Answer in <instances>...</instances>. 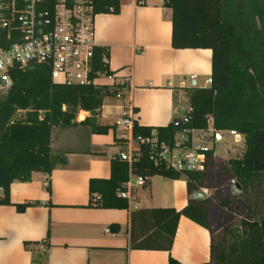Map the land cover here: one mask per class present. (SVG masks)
<instances>
[{"label": "trees", "instance_id": "trees-1", "mask_svg": "<svg viewBox=\"0 0 264 264\" xmlns=\"http://www.w3.org/2000/svg\"><path fill=\"white\" fill-rule=\"evenodd\" d=\"M94 6L98 15L118 14L121 3L94 0ZM168 8L172 10L174 49L212 51V84L187 90L193 113L183 127L206 129L212 117L217 131H235L244 138L245 147L240 158L230 159L222 167L228 179L215 190L210 188L214 190L210 200L202 190L215 170L212 155L203 171L178 173L154 168L148 149L142 147L144 158L134 164L133 171L148 178L185 179L189 203L181 211H132L130 248L166 251L170 253L169 264H181L171 251L180 219L186 217L209 230V222H214L211 260L206 264H264V0H172ZM104 56L108 57L107 50L98 48L95 71L111 76L109 65L102 63ZM12 79L10 90L0 95V187L4 189L0 206L13 205L10 189L14 182L27 183L34 173L50 175L67 165L64 155L52 153L54 128L86 126L100 135L115 129L98 124V118L104 100L119 92L107 85L54 84L50 68L42 65L16 69ZM40 111L45 112L42 120ZM80 111L90 113V117L79 124ZM177 121L165 127L135 123L133 135L136 139L156 136L173 145L182 128L175 127ZM128 178V163L113 159L110 179L90 181V206L127 210V200L118 193ZM46 189L51 193L49 181ZM204 200L214 209L203 208L200 204ZM29 206L17 208L24 211ZM228 215L231 217L225 220ZM111 228L115 233L121 230L117 224Z\"/></svg>", "mask_w": 264, "mask_h": 264}, {"label": "crops", "instance_id": "crops-1", "mask_svg": "<svg viewBox=\"0 0 264 264\" xmlns=\"http://www.w3.org/2000/svg\"><path fill=\"white\" fill-rule=\"evenodd\" d=\"M120 3L118 14L96 18V43L107 50L112 73L102 76L97 85L116 87L121 79L131 77L134 124L165 127L182 120V89L188 96L184 80L205 73L208 79L211 77L212 51L174 49L172 13L168 15L166 8L138 7L134 0ZM194 82L192 87H198ZM123 111V101L115 97L104 100L98 124L115 126L106 135L93 133L86 126L53 129L52 153L64 155L67 165L50 175L34 173L30 182L11 185L13 205L0 206V264H169L170 253L166 251L130 248V214L137 209L90 206V181L110 179L113 159L128 149L121 140L123 132L117 135L120 128L110 124L116 115L120 120ZM89 117L90 113L80 111L76 122L80 124ZM48 181L51 193L46 189ZM139 189L132 204H139L138 209L181 211L189 203L183 178H150L142 188L149 196L145 206L141 205ZM205 192L209 190H202ZM205 200L200 205L214 209ZM23 204L31 206L19 211L17 205ZM209 223L210 230L182 217L171 256L181 264L209 263L214 222ZM115 224L120 226L119 233L111 228ZM43 241L47 242V251L41 247Z\"/></svg>", "mask_w": 264, "mask_h": 264}, {"label": "built area", "instance_id": "built-area-1", "mask_svg": "<svg viewBox=\"0 0 264 264\" xmlns=\"http://www.w3.org/2000/svg\"><path fill=\"white\" fill-rule=\"evenodd\" d=\"M172 0H134L138 7L168 8ZM94 0H0V95L13 85L12 72L31 65L50 68L51 80L60 85H97L106 76L95 71L96 18ZM102 63L109 65L107 56ZM131 77H125L115 86L119 92L115 98L124 102V111L116 126L123 133L127 151L119 159L129 165V178L119 191V197L132 206L137 188L148 185L150 178L137 174L133 166L144 158L142 147L148 149L149 162L159 170L178 173L203 171L214 151L210 144L222 140V131L213 126L209 117L206 129L183 127L190 121V106L182 118L181 129L176 133L173 145L160 141L156 136L136 139L133 135L135 108L131 99ZM212 84V79L207 80ZM40 119L45 112L40 111ZM238 136L235 131L227 132ZM213 151V154L211 152ZM235 185V181L231 182ZM4 189L0 187V196ZM110 232V230H107ZM47 242L41 247L48 250Z\"/></svg>", "mask_w": 264, "mask_h": 264}, {"label": "rangeland", "instance_id": "rangeland-1", "mask_svg": "<svg viewBox=\"0 0 264 264\" xmlns=\"http://www.w3.org/2000/svg\"><path fill=\"white\" fill-rule=\"evenodd\" d=\"M165 10L167 11L168 15H171L172 13L171 9L166 8ZM207 80H208V73H205L196 79L188 78L187 80H184V82H185L186 88L190 89L193 86L194 81L198 82V87H207L208 86ZM185 91L186 90L182 89V92H183L181 93L182 101L179 104V108L181 110L182 116H185L186 111L190 107L189 98L186 95ZM110 98L111 97H107L106 102H108ZM119 116L120 115H116L115 118L111 120L110 124L112 123L116 124V121L119 119ZM78 117H79V113L77 115V118ZM116 131H117V135H120V133L123 132L121 129H117ZM221 138L222 140L218 141L217 143L210 144L211 148L214 151L213 158H214L215 170L210 172L207 178V181H206L205 188H204V190H209V192L203 193L204 196L207 197V200H210L209 196L212 195L215 188L220 186L222 183H224L228 179V175L225 174L224 171L222 170V167L224 166V164L230 159L240 158L244 153L245 144H244V138L241 135L230 136L229 133L223 132L221 134ZM211 187H214V190H211L210 189ZM139 194L141 195V200H140L141 205L145 206L147 203V200L149 199V196L143 191L142 188L139 189ZM228 216L229 217H225V218L224 216H222V218H224L225 220H229L231 216L230 215ZM222 218H218L217 221L221 222Z\"/></svg>", "mask_w": 264, "mask_h": 264}, {"label": "water", "instance_id": "water-1", "mask_svg": "<svg viewBox=\"0 0 264 264\" xmlns=\"http://www.w3.org/2000/svg\"><path fill=\"white\" fill-rule=\"evenodd\" d=\"M196 85V82H194V86ZM182 125V121L179 120L175 123V127L179 128Z\"/></svg>", "mask_w": 264, "mask_h": 264}, {"label": "bare ground", "instance_id": "bare-ground-1", "mask_svg": "<svg viewBox=\"0 0 264 264\" xmlns=\"http://www.w3.org/2000/svg\"><path fill=\"white\" fill-rule=\"evenodd\" d=\"M84 116V115H83ZM83 116H82V118H83Z\"/></svg>", "mask_w": 264, "mask_h": 264}]
</instances>
